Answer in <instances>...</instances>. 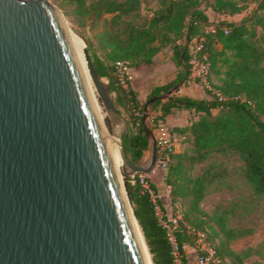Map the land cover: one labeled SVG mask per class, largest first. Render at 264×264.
Here are the masks:
<instances>
[{
    "label": "water",
    "instance_id": "obj_1",
    "mask_svg": "<svg viewBox=\"0 0 264 264\" xmlns=\"http://www.w3.org/2000/svg\"><path fill=\"white\" fill-rule=\"evenodd\" d=\"M84 52L111 129L97 112L57 5L0 0V264H148L121 174L156 167L149 107L185 79L145 102L151 156L135 162L123 140L128 119L88 46Z\"/></svg>",
    "mask_w": 264,
    "mask_h": 264
},
{
    "label": "trees",
    "instance_id": "obj_2",
    "mask_svg": "<svg viewBox=\"0 0 264 264\" xmlns=\"http://www.w3.org/2000/svg\"><path fill=\"white\" fill-rule=\"evenodd\" d=\"M69 1H75L78 8L85 2ZM249 1L159 0L152 14H147L142 21L133 19L141 9L142 0H94L89 5L108 23L97 33L102 53L90 41V54L98 73L109 79L117 107L127 114L129 134H124L123 140L128 156L135 162L141 161L151 146L142 122L145 103L139 101L131 86L125 87L119 82L116 61L127 60L134 66L151 62L167 47L174 51L181 68L174 79L157 87L151 98L161 91L167 92L183 79L185 82L190 79V42L196 36L205 35L202 52L210 61L214 92L205 89L208 96L202 98L173 94L166 100H157L150 105L147 122L154 125L159 118L165 119L174 106L197 112L189 124L174 126L182 136L183 148L171 155L163 177L172 186L171 203L179 200L183 204L187 224L204 229L221 257L231 264L224 252L234 255L236 252L228 250L227 243L233 235L225 219L217 217L219 231L211 224V233L201 225V220L192 216L193 209L200 210L209 182L220 172L213 162L202 173L195 172V168L216 154L235 152L244 162L246 178L254 191L264 196V0H255L253 13L241 20L222 17L243 12L249 7ZM210 24L216 26L215 31L206 30ZM216 91L221 92L222 98ZM155 110L160 113H153ZM125 186L154 264H176L166 230L158 222L149 194L126 174ZM187 224H182L177 233L182 252L193 244ZM220 231L226 238L217 241ZM235 264L241 262L235 261Z\"/></svg>",
    "mask_w": 264,
    "mask_h": 264
},
{
    "label": "rangeland",
    "instance_id": "obj_3",
    "mask_svg": "<svg viewBox=\"0 0 264 264\" xmlns=\"http://www.w3.org/2000/svg\"><path fill=\"white\" fill-rule=\"evenodd\" d=\"M52 1L60 9L72 34H75L78 40L84 43V48L88 46L90 51V41H92L98 52L102 53L98 46L97 33L103 30L108 23L103 20L104 16L98 17L89 6L94 0H85L84 6L79 8L75 1ZM158 4L159 0H142L141 9L137 15L133 16V19L142 21L147 17V14H152L153 9ZM255 4V0H250L249 7L237 16V18H240L238 20L250 16L253 13ZM107 16L110 17L111 15ZM119 26H122V24H119ZM219 47H221V44H219ZM103 79L109 82L107 77H103ZM197 83L200 84L199 82ZM93 95L99 112L103 117L102 119L105 118L107 126L111 129V120L96 89H94ZM112 95L114 96L115 93L112 92ZM121 110L127 116L125 110L123 108ZM148 124L154 132V125L152 123ZM145 153L146 160H149L151 146L145 150ZM115 156L118 165L119 158L118 155L115 154ZM212 162L217 164V171L220 172V175L213 179L212 182H209L200 201V210L193 209L192 216L201 220V225H204L207 229L209 228L210 230L208 231H211V233V224L219 231L217 217L220 216L225 219L226 225L230 228L233 235L227 243L228 250L235 251L236 255L229 252L224 253L233 264H235V261H240L241 264H264V196L257 194L252 184L247 180L244 162L237 153L231 151L224 154H216L204 163H199L195 168V172H204L206 166ZM219 169L222 171H219ZM163 174V171L158 168L153 171L155 179H161ZM121 177L125 184V175L121 174ZM159 181L163 184L162 182H165L164 177ZM185 203L187 207L190 205L188 199ZM165 204L167 210H173L170 195L166 197ZM222 238L226 237L220 231L216 239L220 241ZM186 249L191 252L190 246H187Z\"/></svg>",
    "mask_w": 264,
    "mask_h": 264
},
{
    "label": "built area",
    "instance_id": "obj_4",
    "mask_svg": "<svg viewBox=\"0 0 264 264\" xmlns=\"http://www.w3.org/2000/svg\"><path fill=\"white\" fill-rule=\"evenodd\" d=\"M206 30L215 31L216 26L210 24ZM228 32V28H225ZM205 35L194 37L190 42V79L199 82L205 89L214 92L210 79V61L206 53L202 52V44ZM116 69L119 82L125 86H130L132 79L131 65L127 60H117ZM222 98L221 92L216 91ZM154 133L157 140L156 167L151 171H136L131 176L132 182L138 181L142 191L149 194L153 210L158 222L166 230L167 237L171 244V252L176 264H231L225 261L217 247L209 240L207 232L202 228H196L187 224L185 220L184 207L181 201L173 203V210H167L165 199L170 195L172 186L166 182L156 181L153 171L158 168L165 171L169 166L172 154L178 151L181 145L182 136L169 125L165 119L159 118L154 124ZM182 224H187L193 237V244L190 246L191 252L187 249L181 251V245L177 236Z\"/></svg>",
    "mask_w": 264,
    "mask_h": 264
},
{
    "label": "crops",
    "instance_id": "obj_5",
    "mask_svg": "<svg viewBox=\"0 0 264 264\" xmlns=\"http://www.w3.org/2000/svg\"><path fill=\"white\" fill-rule=\"evenodd\" d=\"M212 14L211 9L208 10ZM240 13L233 15H224L223 18L229 20H238L237 16ZM213 17V16H212ZM176 59L174 58V51L167 47L159 51L151 62H145L138 65L131 66L132 79L130 86L136 91L137 97L141 103H145L150 96L156 91V88L162 86L172 79H174L179 70ZM164 91H161L162 94ZM179 95H190L198 98L206 97V90L197 82L188 80L184 81V84L180 86L178 90L172 93ZM165 98L163 100H166ZM153 113L159 114L160 110H155ZM197 117L195 109H189L180 106H174L166 116V122L171 126H183L189 124L192 118ZM183 144L180 145L178 151L182 150ZM143 160L146 161V153L144 154ZM155 179L156 181L162 180Z\"/></svg>",
    "mask_w": 264,
    "mask_h": 264
},
{
    "label": "bare ground",
    "instance_id": "obj_6",
    "mask_svg": "<svg viewBox=\"0 0 264 264\" xmlns=\"http://www.w3.org/2000/svg\"><path fill=\"white\" fill-rule=\"evenodd\" d=\"M72 35H73V39H74L77 55H78V58H79V62H80V65H81V68H82V71H83V74H84L88 89H89V91L91 93V97L93 99V102L95 104L97 112L99 113V116L101 118H103L101 116L100 112H99V109H98L97 104H96L95 99H94L93 92H94V89H96V87H95V84L93 82V79H92L90 71H89L88 61L86 59L85 52H84V43H81L78 40V38L75 36V34H72ZM116 131L117 132L119 131V127L116 128ZM112 150H113L114 157H116L115 154L118 155V158H119L118 166H121L122 157H121L120 147H119V143L118 142L113 143ZM115 160H116V158H115ZM135 224H136V227H137V231H138L139 237H140V239H141V241L143 243V247H144V250H145V254H146V257H147L148 264H154L153 261L151 260V254L148 251L149 250L148 246L145 243V240L143 238V234H142L141 228L139 227V224H138V222L136 220H135Z\"/></svg>",
    "mask_w": 264,
    "mask_h": 264
}]
</instances>
